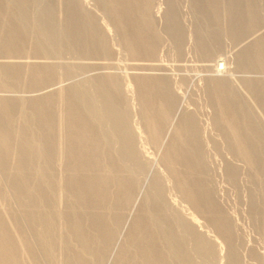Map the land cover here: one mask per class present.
Wrapping results in <instances>:
<instances>
[{"label":"bare ground","instance_id":"1","mask_svg":"<svg viewBox=\"0 0 264 264\" xmlns=\"http://www.w3.org/2000/svg\"><path fill=\"white\" fill-rule=\"evenodd\" d=\"M32 1L0 0V19L3 22V27H0V180L8 185V191L0 193V204L4 197L12 202L10 205L14 212V226L18 228V233L13 232L8 223L10 220L5 218L7 214L0 211V264H47L54 247L49 225L58 219L65 221L71 241L79 246L78 251L81 250L74 258L63 262L59 259L60 264H89L87 259L91 257L95 264H137L133 262L128 246L134 247V253L140 259L139 264H208L211 245L192 225L197 214L203 215L212 223L218 237L227 245L228 264H240L234 252L229 222L219 212L204 176L202 177L200 134L194 117L177 102L178 95L167 81L166 69L163 70L162 64L155 57L159 35L153 26L152 0H101L107 17L102 26L106 32L113 31L119 36L130 64L133 63L127 71L130 70V84L137 95L140 118L137 128L127 123L126 111L119 103L122 97L119 90L121 85H117L115 68L113 70V62L110 60L112 53L105 45V36L108 34L105 35V31L99 28L95 21L97 17L94 19L89 15L87 6L85 9L81 0H63L64 15H60L62 19L58 24L55 27L51 24L37 27L44 42L37 39L26 54L29 61L26 63L27 70L24 71L27 81L24 95L17 97L12 94V87L16 88L21 84L19 64L24 53L20 42L27 35L20 16ZM238 1L243 3L242 10L236 7ZM251 1L228 0L225 12H222L224 16L221 18L225 19L232 40L238 37L240 42L244 22V33L248 34L247 27H256L261 23ZM199 2L208 7L205 15L208 21L219 23V14L222 13L218 10L225 4L221 3L222 6L218 7L220 0ZM44 9L43 14L49 16L52 11L48 7ZM175 11L177 10L170 5L165 15L166 27L180 52L183 36H180L182 30L177 34L181 25L178 27L179 18ZM219 33L223 34L222 31H217L218 35ZM59 44L72 46L75 76L64 68L61 77L56 79L55 64L60 58ZM239 47V50L242 49ZM246 50L249 52H245ZM245 51L238 52L244 58L240 63L264 70V38H255ZM212 58L211 55L209 63ZM222 63L221 58L214 61L216 74ZM252 71L254 73L255 70ZM210 75V79L206 78L208 91L215 102L217 114L227 123L228 128L225 129L229 131L228 147L234 156L256 172L260 184L264 186V153L261 149L264 148V130L257 129L255 122L258 121H254L253 117L261 109L251 110L245 107L247 104L244 102L243 108L239 105L237 107L241 88H238L240 90L237 97L228 77L218 78L215 75L216 78H212ZM246 79L241 82L247 83ZM255 81L260 84V88L252 86L254 90H251V94L258 92L264 98V79H254ZM248 98L250 101L254 99ZM19 102L23 106L26 104L29 110L21 107L15 117L14 110ZM255 109L254 112L257 113L253 112ZM177 113L179 117L176 116ZM240 113L242 123L238 121ZM262 113L263 111L260 114ZM19 121L23 124L36 121V138L34 140L33 136H28L23 128L19 129L16 134L19 147L14 150L11 129ZM102 125H106V128ZM142 133L156 150L162 148L158 161L169 173V178L181 193L183 201L192 209L191 218H187V221L178 214L175 218L172 217L176 221L167 218L166 207L161 205L163 199L160 180L155 174L158 172L154 173L149 157L141 156L136 148V139ZM55 137L58 138V145L53 150L50 144ZM52 152L57 153L58 166L62 165L67 169V174H59L62 176L60 179L56 175V180L50 175ZM10 159L14 160L13 166L6 170L4 165ZM35 159H42L41 164L34 166ZM260 160L263 162L260 163ZM259 165L260 172L257 171ZM139 172H142L141 176L151 180L150 191L143 189L140 183L142 181L137 180L136 174ZM32 174L39 184H30L29 176ZM234 175L235 170L231 167L229 177L233 178ZM162 178L164 177L161 180ZM55 189L58 190L57 193ZM63 190L72 198V201L66 202L69 205L66 211L54 212V216L44 213L42 210L52 194L56 193L55 197L59 202L69 196ZM110 190L111 202L109 195L107 196ZM36 198L40 205L36 204L33 205L34 208L28 209ZM37 225L41 227L40 239L35 238L31 232ZM119 235L123 236V240ZM60 245L66 246V240L60 239ZM85 252L91 257L87 255L89 258H85L81 254Z\"/></svg>","mask_w":264,"mask_h":264},{"label":"rangeland","instance_id":"2","mask_svg":"<svg viewBox=\"0 0 264 264\" xmlns=\"http://www.w3.org/2000/svg\"><path fill=\"white\" fill-rule=\"evenodd\" d=\"M81 1L85 5V9L87 6L86 10L88 11L89 15L90 16L92 15L93 16V17L91 16L92 18L97 17L96 18L97 20L95 21L99 25V28L101 30L103 29L102 30L103 32L105 31V35L108 34L106 35L107 37L105 36V45L107 49H109V51L113 54V55L110 54V60L111 62H113V63L111 62L110 63H111V66L112 65L114 66V67L112 66L113 70L115 68L114 72H115L116 82H117L118 87L121 85V87H119V90H121L120 92H121L122 97L119 100V103L122 107H124L126 111L125 117H126L127 123L131 127L137 128L139 126L137 124L140 121L139 114H138L137 95H136L134 87L130 84L131 78L129 77V74H128L130 70L127 71V69H130V65L133 63L130 64V59L126 51L124 50L123 44L120 41L119 36L115 35L113 31H110L109 32L110 35H109V33L106 32L104 26H102V24L105 25L107 17H105L106 13L104 12L102 8L101 4L103 3L101 2V0L100 1L99 0L97 1L96 0H81ZM220 1L221 2H219L220 4H218V7L225 4L224 6L221 7V9L218 10V12L222 13V12H225L224 9L227 6L228 0L227 1L220 0ZM251 2L253 4L254 10L256 8L255 10L256 16L259 18V20H261L259 21V23L261 22L262 24L260 23L256 27H247L248 30L247 29L246 30L247 32L249 31V34L246 32L244 33V30L246 27L245 25L246 23L244 22L245 21V16H244L243 25L245 27L243 26L244 30L241 33L242 35L240 34L241 36L239 37L240 42H238V37L237 39H235L237 41H235V40H232V38L229 36L228 30L226 28L225 19L222 20L221 18L224 16V13L219 14L220 19H221L219 20V23L209 22L207 17H205L206 9H208V7L207 5L205 6L204 3H200L199 0H195V2L194 0H152V3H153L152 15H153V22H154L153 23L154 30L157 31L159 35V39L156 45L157 47H155L156 49L155 57L157 61L160 64H162L163 70L166 69L165 72L167 73V76L166 75L165 76L166 78L168 77L167 81L169 80L173 90L175 91L176 95H178L177 102L179 103L180 106H182L188 112H191V114L194 117L196 126L200 134V143H201L200 149L202 153L201 155L202 164L201 165L203 166L202 171H201L202 177L204 176L203 177L204 181L208 187V190L214 202L217 203L216 205H217L219 212L222 213V215H224V217H226V219L229 222V227L232 233V240H233L232 244L233 246L235 245L234 252L237 255L238 261L240 264H264V194H263L264 186L260 184L259 178H258V175H256V172L255 171L253 172L251 168H249V166L246 165V163L241 161L238 157L234 156V154H232V151L229 149L228 147L229 131L225 129V128H228V126L226 122L221 120L223 119L222 116L220 114L218 115L216 112L217 110L215 109V102L213 101V98H211L212 96H210L209 94L210 92L208 91L209 89L207 86L208 80L206 79V78H209V79L211 78L209 77L210 74L212 78H214L215 75H217L216 77L218 78L228 77L229 83L231 82V85H233L232 88L233 89L235 88L234 92L236 93L237 97L239 93L238 91L240 90L238 88H241L240 91L242 93H239L241 95L238 97V101L236 100L237 107L239 105L240 107L243 108L244 107L243 102L244 104H247L245 105V107L247 106L249 107V109L257 108V110H259V107H260L263 113L260 114L262 111L259 110L257 111L259 114H254L253 117H254V121H258V122H255L257 123L256 124L257 129L264 130V128H261L262 126H264V116H263L264 98L261 96V94H258V92H255V93L252 92L251 94V90L253 91L255 88L254 86H256L258 89L260 88V84L257 83L256 81L255 83L254 79H259V78L264 79L263 78L264 70H262L261 68H255L252 66L251 68L248 66H244L243 63H240L243 61L244 58L241 57V55H239L238 53L240 50L242 53H244L245 49H247V47H250V43L253 42L255 38L257 37L264 38V32H263L264 31V0H254V1L252 0ZM62 3H63V0L62 1L61 0L60 1L59 0H33L32 2L28 3L29 5L28 4L26 5L22 16H20V21L22 22V24L25 25L27 29V35L20 42V46L23 45L22 51L24 53V58L21 57V60H20L21 63L19 64L20 69H21L20 74H19V81H20L19 83L21 84H19L16 88L12 87V90H11L14 96H17V97L22 96V94L24 95V92H25L26 83H27L26 76H25L26 75L25 72L27 70L26 63H28L29 61L27 60L29 59L28 56H26V54L29 53L28 50L32 49V48L30 49V47H33V42H35L37 39L40 41H43L42 40L43 36L39 35L37 27L47 26L49 24L55 27L58 24V22L62 19L61 16L64 15L62 11L63 10ZM221 3L223 4L221 5ZM170 5H172L177 10L175 12H177L176 13L177 18H179L178 27L181 25L179 27L180 30L177 33L179 34L182 30V32L180 33V36L182 34L183 40L181 42L180 52L179 50L177 51L178 49L176 48L177 45L173 37H171L170 32L167 30L168 27H166L167 18L165 17V15L168 13ZM44 7L45 8L48 7L52 11L49 16H45L43 14V11L45 10ZM236 7L242 10L243 3H241L240 1L236 2ZM103 18L105 19V21H103ZM0 27L1 28L3 27V22L1 19H0ZM218 27L220 30L219 29L217 30ZM258 28L259 29L261 28L260 31ZM217 31L223 32L224 34V35L222 34L223 39H221L222 38V35L220 34L221 32L219 33L220 35L219 37V35L217 34ZM251 34L253 35L251 36ZM108 37L111 39H109ZM202 41L203 42L205 41V42L203 43ZM233 42L236 43L237 46H235L236 44H234ZM200 45L202 46L200 47ZM238 45L241 46L242 49L239 50L240 47ZM235 47H238V48H235ZM58 50H59L60 58L55 64L56 69H57L56 79H58L59 76L61 77V73L64 68H67L69 72H71L75 76V73H76V67L74 64L75 54L72 50V46L71 45L61 46L59 44ZM235 50H238V52L236 53ZM245 52H249V50H246ZM235 54L237 57L235 56ZM204 55L205 57H203ZM211 55L213 56L214 61L218 58L223 59L224 63H222V65L223 64L224 65L223 66L221 65L220 67L221 69L217 71L218 74H216V72L214 71L215 65L213 64L214 63L213 58L211 59L213 63L208 62L210 61ZM216 55H217V58H215ZM207 56H210L208 58L209 60L206 58ZM207 67L213 70L210 71L209 69H207ZM224 68L226 71L224 70ZM251 70H255L254 73L253 71L251 72ZM125 72L127 74H125ZM242 73H244V75ZM207 74L209 75L207 76ZM240 78L241 79L243 78L244 80L247 78L248 82L247 83L245 81L241 82L243 79L241 80ZM251 82L252 84H250ZM243 84H245L247 87ZM126 85H127V88H126ZM246 88L250 91H247ZM250 94L253 95L254 97V99H251L254 101V103L253 101H250L248 98V97L253 98ZM19 103L17 104L14 110L15 117H17L19 113V109L21 107L24 110L26 109L29 110V107H26L27 106L26 104L23 106V104L21 103L19 104ZM248 104H250V106H248ZM254 111H256V109L253 110V112ZM257 112H254V113H257ZM177 115L179 117V113H177L176 116ZM216 115H217V118H216ZM176 116L174 119L175 121L177 119ZM261 116H263V118ZM255 117L256 118L258 117L257 118L258 120L257 119L255 120ZM238 121L239 122L243 121L241 117V113L239 115ZM37 126L38 125L36 121L28 122L27 124H23L20 121L17 122L15 126H13V128L11 129L12 148L16 150V148L19 147L18 137L16 135L19 129L23 128V130H25V133L28 132L29 135L27 133L26 134L28 136L30 135L33 136V139L35 140L36 138L35 129L37 128ZM222 126H226V127L223 128ZM102 127L106 128V125H102ZM108 127L109 126H107V128ZM223 129H225V131ZM225 137H227L226 138L227 140L225 139ZM53 139L55 142L53 141ZM53 139L50 145L53 147V150H56L57 149L56 147L58 145L56 144V142L58 141V138L55 137ZM136 148L137 150L139 149L138 151L141 156H146L147 158L149 157V160L152 163V167H153L152 169L154 170V173L158 172L155 174H157L160 180L158 181L161 186V194H162L161 198L163 199V202H161V205L162 207H166L165 209L167 210V213H166L167 218L171 221L172 220L174 221L175 220L174 218L178 214L179 216L182 215L180 216L182 219L185 217L184 220L186 221L190 219L191 218L190 213H192V209L190 208L189 205L186 204L185 201H183L181 193L174 187L171 177L169 178V173L166 171L165 167L162 166L158 161L159 156H160L159 154L162 151V148H160V150H156L150 143L146 141L145 135L143 133L140 135V137L138 136V138L136 139ZM261 149L263 150L262 152L264 153V148L262 147ZM40 161L42 162V159H35L34 166L40 165L41 164ZM12 162H14V160L12 159L8 160L5 163L4 168L6 170H9L13 166ZM57 162H58L57 153L52 152V159H51V171L52 172L50 171L51 172L50 175H51V178L54 180H56L57 176L58 177L60 175L63 176L62 174L63 172L67 174L66 172L67 169H65L62 165L58 166L59 164H57ZM262 162L263 160H260V163ZM123 163L125 164L126 162L123 161ZM231 167H233V169L235 170V175L233 178L229 177V171ZM258 167L259 168L257 171L260 172L261 165H259ZM59 170L61 171L59 172ZM66 174H64V176H66ZM136 175H137L136 176L137 180H139V182L142 181L140 183L144 187L143 189L150 191L151 190L150 189L151 180L148 179L147 177L145 178V176H141L143 175L142 172H139ZM166 175L167 177H165ZM62 176H60L57 179H60ZM161 177H164V178H162L161 180ZM1 181L2 180H0V187H1L0 193L5 194V192L8 191V185H7V182L2 181L3 182L2 183ZM29 182L32 185L39 184L36 177L33 174L29 176ZM57 191L58 190L55 189L56 193ZM63 192L66 196L69 194V193L67 194L65 190H63ZM56 193L51 195V198H49L48 200L47 206L44 207L42 210L44 213H47V214L49 213V215H52V216L55 215L53 214L54 212H60V210L62 212L66 211L67 206H69L66 202L72 201V198L69 194V196L65 197V200L67 201L64 200L62 202H59L57 201L58 198L56 199L55 197ZM109 193L107 194V196L109 195L108 198H109V201L111 202L112 191L110 190ZM54 199H56L57 202L54 201ZM1 201H2V204H0L1 205L0 211L3 213L5 212V215L7 214L5 218L8 221L10 220L8 223L11 224L12 226L11 229L13 230V232L18 233L17 231L18 228L14 226V212L10 205V203L12 204V202L7 197L2 198ZM37 202H38V199L36 198L35 202L31 206H29L28 209H31V207L34 208L33 205L39 204ZM82 209H79V210H82ZM195 216H196L195 217L196 221L193 222L192 224L194 226L195 231L196 232L198 231L201 235H203V238L211 245V255H209L207 263L208 264L210 263L211 264H228L227 254H226L228 253L227 245H225V243L218 237L216 230L213 227L212 223L208 221V219L204 217L203 215L201 216V214L200 215L197 214ZM65 225L66 223L63 219L55 220L49 225V229H51L50 232H51L54 247H53V254L49 258V261L47 262V264H60L61 262L59 261V259L63 262L66 259L74 258L76 254H80L81 250L78 251L79 246L74 241H71L72 240L71 235L68 232ZM31 232L35 238L40 239L41 237V234H40L41 227L40 226L38 225L34 226L31 229ZM119 237H121L120 239L123 240L122 238L123 236L119 235ZM216 237L218 238L215 239ZM60 239L66 240L67 245L66 246L60 245ZM189 244H190L189 247L191 248V243L189 242ZM128 249H129V252L131 251L130 255L133 256V262H137V264H139L140 259L135 255L134 247L128 246ZM83 253L81 254L85 258H89V256L87 255H90V254L86 255V252L85 254ZM135 258L137 261L135 260ZM87 261L89 264H95L92 257L87 259Z\"/></svg>","mask_w":264,"mask_h":264}]
</instances>
